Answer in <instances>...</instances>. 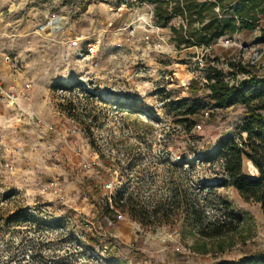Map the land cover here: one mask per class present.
Wrapping results in <instances>:
<instances>
[{
  "label": "rangeland",
  "instance_id": "374dc122",
  "mask_svg": "<svg viewBox=\"0 0 264 264\" xmlns=\"http://www.w3.org/2000/svg\"><path fill=\"white\" fill-rule=\"evenodd\" d=\"M152 13L139 0H0V264L264 260L260 204L216 184L219 141L238 133L245 108L205 99L185 132L165 106L191 85L205 97L204 69L214 62L227 72L235 59L264 78V43L256 30L178 49ZM132 100L143 105L137 112L119 104ZM70 102L78 119L63 109ZM244 170L256 173L249 161ZM121 186L156 208L154 223L100 214ZM213 228L224 234L199 232ZM89 237L98 244L88 247Z\"/></svg>",
  "mask_w": 264,
  "mask_h": 264
},
{
  "label": "trees",
  "instance_id": "16d2710c",
  "mask_svg": "<svg viewBox=\"0 0 264 264\" xmlns=\"http://www.w3.org/2000/svg\"><path fill=\"white\" fill-rule=\"evenodd\" d=\"M146 1L153 6V19L160 26H169L170 41L176 48L208 47L219 38H231L239 32H253L258 30L257 41L264 43V0H139ZM178 18L177 24H171ZM216 61L215 58L212 60ZM229 71H224L217 64H208L204 69L203 97L198 94L200 87L189 86V96L167 101L165 106L174 116H178L177 123H181L185 132H190L195 123L190 118L197 115L203 108V100L208 99L213 107H225L239 104L245 108V116L238 128V133L221 139L217 148V158L220 161L223 179L217 185L231 184L244 201H254L260 204L264 211V78L251 73L240 61L228 60ZM238 73L242 79H235ZM79 88L87 98H96L94 93L72 85L55 84L53 90ZM105 101L104 97H98ZM70 108L63 109L67 116L78 119L77 107L69 103ZM124 110L137 112L143 106L132 100L119 103ZM249 161L256 173L249 174L244 170V162ZM185 198V196H183ZM185 201H187L185 199ZM169 210V207L167 208ZM166 210V211H167ZM186 215L195 213L192 206L186 204ZM126 213L131 219L143 225L154 223L157 216L156 208L149 210L146 206L132 199V195L121 186L106 199L100 214ZM163 212V210H162ZM30 222L37 224V220L26 214ZM201 228V227H200ZM215 229L218 227H214ZM204 233V237L220 236L224 232ZM203 229V228H202ZM209 234V235H208ZM91 238V237H89ZM87 243V242H86ZM98 244V240L91 238L88 247ZM244 264H264V260H251Z\"/></svg>",
  "mask_w": 264,
  "mask_h": 264
},
{
  "label": "built area",
  "instance_id": "2783aa9c",
  "mask_svg": "<svg viewBox=\"0 0 264 264\" xmlns=\"http://www.w3.org/2000/svg\"><path fill=\"white\" fill-rule=\"evenodd\" d=\"M51 22H52V21L49 20V23H51ZM93 52H94V51H93ZM251 52H252V55L255 56V55L258 54V49L255 48V47H252V48H251ZM9 91H10V90H5V95H6L7 97H10V98H11L12 96H11V94L9 93Z\"/></svg>",
  "mask_w": 264,
  "mask_h": 264
}]
</instances>
